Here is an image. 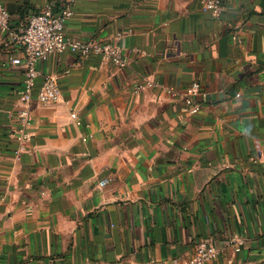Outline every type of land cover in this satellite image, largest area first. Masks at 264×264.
<instances>
[{
  "label": "crops",
  "instance_id": "crops-1",
  "mask_svg": "<svg viewBox=\"0 0 264 264\" xmlns=\"http://www.w3.org/2000/svg\"><path fill=\"white\" fill-rule=\"evenodd\" d=\"M69 1L66 35L121 32L128 62L41 60L60 95L27 105L15 152L23 53L0 33V264H184L201 238L219 248L204 264H264V0H2L13 29ZM193 80L190 114L161 87Z\"/></svg>",
  "mask_w": 264,
  "mask_h": 264
},
{
  "label": "built area",
  "instance_id": "built-area-1",
  "mask_svg": "<svg viewBox=\"0 0 264 264\" xmlns=\"http://www.w3.org/2000/svg\"><path fill=\"white\" fill-rule=\"evenodd\" d=\"M71 3L72 1H69L57 10L51 6H46L31 14L22 26L13 29L10 25L9 12L0 0V33L8 35L23 53V56L10 57L12 63L23 66L24 76L19 100L26 105L18 110L15 117V127L12 131L14 138L18 141L15 152L23 151L26 142L32 136L31 131L28 130L32 117L27 105L33 98L40 103H52L57 101L60 95L57 77L52 73L44 74L41 83L36 85V77L39 74L37 64L41 60L53 53L70 51L80 55L101 53L106 60L120 67L128 62L117 42L122 35L121 32L115 34V40L112 42L94 39L78 40L66 35L65 22L72 14ZM200 4L203 10L209 11L214 16L219 15L224 8L222 0H200ZM233 37L236 38V35ZM143 84L137 83L136 88H141ZM161 89L178 98L188 113L193 114L200 110L201 100L198 95L202 94V91L199 81H191L184 90H178L170 85H162ZM70 117L76 124H81L82 121L76 111H71ZM88 137L89 134L82 138L85 140ZM229 242H232L235 249H238L239 245L243 243V238L233 237ZM218 250L219 248L213 242L201 238L196 242L193 253L184 264L207 263L217 255ZM228 263L232 264L231 261Z\"/></svg>",
  "mask_w": 264,
  "mask_h": 264
}]
</instances>
